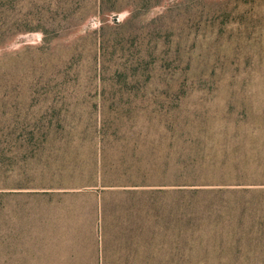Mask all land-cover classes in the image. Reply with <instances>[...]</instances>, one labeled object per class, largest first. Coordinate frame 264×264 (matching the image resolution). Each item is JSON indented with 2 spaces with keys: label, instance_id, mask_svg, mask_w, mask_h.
Segmentation results:
<instances>
[{
  "label": "rangeland",
  "instance_id": "1",
  "mask_svg": "<svg viewBox=\"0 0 264 264\" xmlns=\"http://www.w3.org/2000/svg\"><path fill=\"white\" fill-rule=\"evenodd\" d=\"M99 1L0 0V20L27 17L31 27H44L0 32V83L12 66L4 53L43 46L45 40L47 52L40 61L37 55L29 60L27 73L36 83L32 95H5L2 89L0 121L56 114L85 124L100 112L113 119L131 106L136 120L142 113L157 125L168 119L165 128H148L140 137L152 142L164 136L152 159L159 164L163 158L154 179L226 177L221 166L212 165L234 157L237 141L255 145L264 139V0H108L104 11ZM53 18L70 22L55 27ZM103 30L124 40L108 52L113 61L108 80L117 79L116 65L144 61L145 73L141 69L136 79L114 81L123 94L111 88L103 93L92 78L94 37ZM129 99L132 104H115ZM136 120L134 125L143 124ZM173 121H187L186 132H193L178 135L177 145ZM179 146L192 149L194 158L201 147L204 155L218 158L205 160V168L185 166L176 162ZM175 200L157 193L97 191L40 204L26 198L1 201L0 264H215V254L208 261L207 255L192 257L184 250Z\"/></svg>",
  "mask_w": 264,
  "mask_h": 264
},
{
  "label": "trees",
  "instance_id": "2",
  "mask_svg": "<svg viewBox=\"0 0 264 264\" xmlns=\"http://www.w3.org/2000/svg\"><path fill=\"white\" fill-rule=\"evenodd\" d=\"M107 1L100 0L98 9L106 10ZM62 20L53 18L50 24L62 27L70 22ZM39 28H44L43 24L33 28L27 17L0 20V32L18 33ZM121 42L124 40L107 37L104 30L94 37L96 54L92 78L98 81L103 93L111 88L114 94H123L124 88L114 81L136 79L144 68L143 59H136L130 64L116 65L117 79L106 78V71L113 62L108 52ZM44 45L36 48L27 45L3 54V60L8 59L5 63L12 66L9 73L2 75L0 94L2 89L6 92L3 94L11 96L33 94L36 83L35 78L31 82L32 77L29 78L30 73H27L31 68L29 60L35 55L37 60H42L40 56L47 53ZM125 52L128 57L135 58L133 51ZM80 74V71L76 72L75 82H79ZM40 75L44 76L45 72ZM56 78L60 80L62 75ZM99 103L104 105L105 101ZM115 104H132V101L119 100ZM134 110L129 106L113 119L100 112L96 119L91 117L85 124L56 114L16 115L13 120H1L0 202L26 198L40 204L47 198L91 197L97 191L157 193L160 197L173 195L176 198L173 208L177 216V236L192 257L207 255L209 261L215 254V260H219L215 264H264V139L259 137L255 145H249L247 139L237 141L234 157L227 156L221 165H212L221 166L226 175L221 179L157 180L151 174L157 172L163 158L159 164L152 159L164 136L152 142L146 135L143 139L140 137L149 134L148 128H165L168 119L163 117L157 125L154 117L148 119L142 113L136 120ZM134 120L136 123L143 121V124L134 125ZM194 122L201 126L198 121ZM174 125L177 128L175 145L180 140L178 135L184 138V133L193 134L190 130L186 132L190 126L187 121L184 124L173 121ZM177 148L180 153L176 162L195 169L205 168L207 159L218 158L204 155L202 147L195 158L194 151H188L187 146ZM169 162L167 160L163 165L167 167Z\"/></svg>",
  "mask_w": 264,
  "mask_h": 264
}]
</instances>
